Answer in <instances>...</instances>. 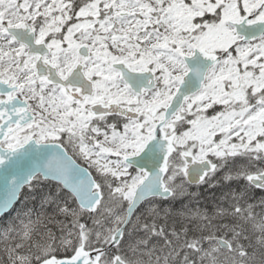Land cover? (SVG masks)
I'll list each match as a JSON object with an SVG mask.
<instances>
[{"label":"snow or ice","instance_id":"1","mask_svg":"<svg viewBox=\"0 0 264 264\" xmlns=\"http://www.w3.org/2000/svg\"><path fill=\"white\" fill-rule=\"evenodd\" d=\"M0 264H264V0H0Z\"/></svg>","mask_w":264,"mask_h":264}]
</instances>
